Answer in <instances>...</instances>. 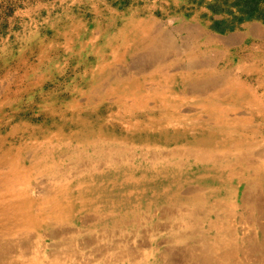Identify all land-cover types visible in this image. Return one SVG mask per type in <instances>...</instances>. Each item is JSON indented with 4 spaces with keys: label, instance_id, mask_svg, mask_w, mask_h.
Returning a JSON list of instances; mask_svg holds the SVG:
<instances>
[{
    "label": "rangeland",
    "instance_id": "1",
    "mask_svg": "<svg viewBox=\"0 0 264 264\" xmlns=\"http://www.w3.org/2000/svg\"><path fill=\"white\" fill-rule=\"evenodd\" d=\"M189 53L201 67L174 76ZM263 149L264 0H0V192L46 191L17 208L27 224H0L20 247L186 264L209 243L235 249L221 264H264ZM182 203L200 207L189 237ZM242 219L237 249L217 242Z\"/></svg>",
    "mask_w": 264,
    "mask_h": 264
},
{
    "label": "bare ground",
    "instance_id": "2",
    "mask_svg": "<svg viewBox=\"0 0 264 264\" xmlns=\"http://www.w3.org/2000/svg\"><path fill=\"white\" fill-rule=\"evenodd\" d=\"M157 29V28H156ZM144 29H142V38H144L145 42H147V44H145L146 46H148L150 48V53L151 54H158L156 55L157 57H159V54H163L167 52V46L168 45H156V44H149L148 40H151L153 38V36L150 33V28L145 29L146 31H143ZM152 31V30H151ZM168 37V36H167ZM180 54H188V46L183 43L181 46L178 47ZM161 54V55H162ZM190 54V53H189ZM191 55V54H190ZM183 56V55H182ZM197 56H199L198 54H193L191 55V59L188 60V64L185 62L184 60V64H180L177 62H179L178 59L171 60V63L175 66L172 70V74L174 76H177V73H182L184 70L188 69V70H193V69H197L199 67H201L202 63L198 62V60L196 59ZM161 62L160 60L157 62H154L153 65L157 64L160 65ZM166 63H163L160 67L162 68V73L165 74L164 72L168 71L166 68V64L167 61L165 60ZM140 68V67H139ZM144 73H152L155 69H153V67H147V66H143L140 68V70ZM216 71V70H215ZM214 71V72H215ZM214 72H211L212 75L216 74ZM167 75V74H165ZM146 80H148V78L146 77ZM236 85H243L242 83L239 82L238 79H235L234 81L231 80L229 82V86L230 88H234ZM191 91L193 92H208V91H212L213 89L207 87L204 90H196L194 91L192 87ZM260 156L264 157V149L259 152ZM254 163V162H253ZM255 164V163H254ZM26 191H22L21 195L17 196L14 192L13 193H6L4 191L0 192V224L5 225L6 227L10 228V226H12V229H14V226L19 225L20 222H23L25 224L28 223L29 218L25 219L21 216L20 211L17 208H21L24 209L25 205L28 204L31 205L34 204L35 202V197L33 195H39V194H45V189L44 187L35 185L34 187H29V185L25 188ZM258 195V194H257ZM19 199H21V201H18ZM26 202V203H25ZM200 207L196 206V207H192L190 210L185 206L184 203H182V205H180V207L178 208V217L177 220H179V222L181 223V225L179 226L181 229V234L182 237H189L191 235H194L195 233L193 231H189V225L192 223V218L194 215V213H200ZM263 212V211H262ZM18 215H20L21 217H19ZM259 215V214H258ZM257 217V216H256ZM11 219H14L16 223H14ZM27 222V223H26ZM242 222V223H241ZM261 226L264 229V220L260 219L259 220ZM239 223L243 224L242 230L239 226ZM177 226V225H175ZM229 231H228V235L229 237H224V235L221 236V233L217 234V236L215 238H217V242L220 241H227V245L229 244L230 246H232L231 244H233V246L237 249L238 246L235 245L233 240H236L238 238H240V236H244L248 234V225L245 223V221L242 220H236L230 224H227ZM10 232H14V231H9ZM8 233L7 230L3 231V233L0 232V264H61V262H63V260L60 258L63 253H57V252H50L49 255L46 253V247L43 248V253L44 255H42L40 252H30L29 248H28V244L27 245H22L20 247V243L23 241V237L21 239H14V240H9L7 238V236H5V234ZM11 234V233H10ZM18 234V233H17ZM255 234V233H253ZM12 235V234H11ZM253 238V237H252ZM231 241V242H230ZM57 245V243H56ZM206 248L202 251L207 253H201L198 255V253L196 252V247L192 246L191 250L189 251L190 254L188 259L187 256L185 258V262L186 264H211V261L214 257L215 254H212V246L209 243H205ZM59 245H57L58 247ZM235 249H230L228 250L225 254L218 256L217 258H215L216 260L213 262V264H221L222 262V257L226 258L228 257L229 262L231 263H237L238 260H232L231 261V255L233 253ZM249 251V250H248ZM246 255V254H245ZM50 256V257H48ZM235 256V255H233ZM198 257V258H197ZM47 260V261H46ZM221 261V262H219ZM77 262V261H75Z\"/></svg>",
    "mask_w": 264,
    "mask_h": 264
}]
</instances>
